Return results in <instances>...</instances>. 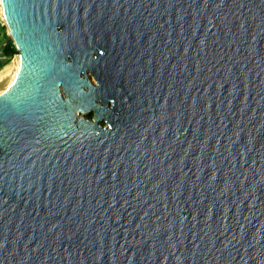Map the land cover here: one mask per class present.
Wrapping results in <instances>:
<instances>
[{"label":"water","instance_id":"1","mask_svg":"<svg viewBox=\"0 0 264 264\" xmlns=\"http://www.w3.org/2000/svg\"><path fill=\"white\" fill-rule=\"evenodd\" d=\"M0 10V264H264V0Z\"/></svg>","mask_w":264,"mask_h":264},{"label":"bare ground","instance_id":"2","mask_svg":"<svg viewBox=\"0 0 264 264\" xmlns=\"http://www.w3.org/2000/svg\"><path fill=\"white\" fill-rule=\"evenodd\" d=\"M19 64L20 63L18 57H13L9 60V62H7L0 68V92L11 88L16 84L20 66ZM88 75L89 77H91L89 73ZM92 82L96 84L94 78H92Z\"/></svg>","mask_w":264,"mask_h":264},{"label":"rangeland","instance_id":"3","mask_svg":"<svg viewBox=\"0 0 264 264\" xmlns=\"http://www.w3.org/2000/svg\"><path fill=\"white\" fill-rule=\"evenodd\" d=\"M8 29L6 26L4 25H0V44L4 43V42H9L11 40V37L8 35ZM12 59V56L7 60H3L0 61V68L5 65L7 62H9V60ZM92 80V77H90ZM94 116V111H91L88 115L86 114L85 117H87L88 119H93ZM102 124H105L104 122H102Z\"/></svg>","mask_w":264,"mask_h":264},{"label":"built area","instance_id":"4","mask_svg":"<svg viewBox=\"0 0 264 264\" xmlns=\"http://www.w3.org/2000/svg\"><path fill=\"white\" fill-rule=\"evenodd\" d=\"M1 15L2 14H1V10H0V25H4V22H3V19H2V16ZM8 35H9V33H8ZM9 42H4V43L0 44V61L6 60V59L8 60L10 58L8 55H6L4 53V48L7 46V44ZM15 55L16 54H13L12 58L15 57Z\"/></svg>","mask_w":264,"mask_h":264},{"label":"trees","instance_id":"5","mask_svg":"<svg viewBox=\"0 0 264 264\" xmlns=\"http://www.w3.org/2000/svg\"><path fill=\"white\" fill-rule=\"evenodd\" d=\"M4 53L6 55H8L9 57H11V56H13V54L17 53V50H16L12 40H10V42L4 48Z\"/></svg>","mask_w":264,"mask_h":264},{"label":"snow or ice","instance_id":"6","mask_svg":"<svg viewBox=\"0 0 264 264\" xmlns=\"http://www.w3.org/2000/svg\"><path fill=\"white\" fill-rule=\"evenodd\" d=\"M3 4V0H0V5H2Z\"/></svg>","mask_w":264,"mask_h":264}]
</instances>
